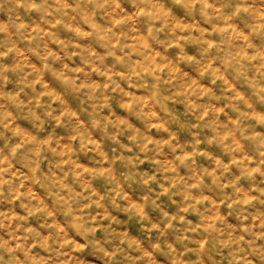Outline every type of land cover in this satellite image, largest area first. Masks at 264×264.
Returning <instances> with one entry per match:
<instances>
[{
  "label": "clouds",
  "instance_id": "obj_1",
  "mask_svg": "<svg viewBox=\"0 0 264 264\" xmlns=\"http://www.w3.org/2000/svg\"><path fill=\"white\" fill-rule=\"evenodd\" d=\"M0 264H264V0H0Z\"/></svg>",
  "mask_w": 264,
  "mask_h": 264
}]
</instances>
